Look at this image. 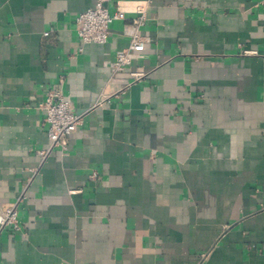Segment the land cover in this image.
Returning <instances> with one entry per match:
<instances>
[{"label":"crops","instance_id":"0c3cea01","mask_svg":"<svg viewBox=\"0 0 264 264\" xmlns=\"http://www.w3.org/2000/svg\"><path fill=\"white\" fill-rule=\"evenodd\" d=\"M94 3L0 0V263L264 264V0H108L81 43ZM51 87L82 120L42 160Z\"/></svg>","mask_w":264,"mask_h":264},{"label":"built area","instance_id":"2783aa9c","mask_svg":"<svg viewBox=\"0 0 264 264\" xmlns=\"http://www.w3.org/2000/svg\"><path fill=\"white\" fill-rule=\"evenodd\" d=\"M107 1L95 0L92 7L76 16V33L81 43H104L109 35L110 23L124 18L123 12H109L106 6ZM146 9L147 4H139L135 8L136 15L131 20L133 27L130 31L129 45L125 51L116 54L114 61L116 70L130 65L133 59L144 49L147 39L141 29L146 21ZM78 50L81 51V47H78ZM39 107L43 112V122L46 125V133L50 142L47 149L36 151L37 155L43 160L54 150L63 151L66 149L68 136L76 130L82 117L74 113L70 101L58 87L47 89ZM23 194L19 196L16 202L9 203L1 208L0 230L5 227H10L14 231L20 230L17 208Z\"/></svg>","mask_w":264,"mask_h":264}]
</instances>
